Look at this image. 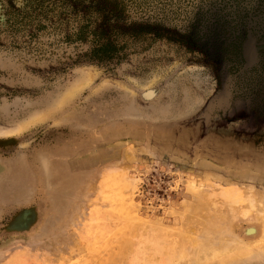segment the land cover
<instances>
[{"label":"rangeland","instance_id":"obj_1","mask_svg":"<svg viewBox=\"0 0 264 264\" xmlns=\"http://www.w3.org/2000/svg\"><path fill=\"white\" fill-rule=\"evenodd\" d=\"M263 235L264 0H0V264H264Z\"/></svg>","mask_w":264,"mask_h":264},{"label":"bare ground","instance_id":"obj_2","mask_svg":"<svg viewBox=\"0 0 264 264\" xmlns=\"http://www.w3.org/2000/svg\"><path fill=\"white\" fill-rule=\"evenodd\" d=\"M245 229H248V228H245ZM244 233H246V235L248 237L249 236H252V235H256L258 233V228L257 227H255V228H252L251 227V229L245 230ZM262 243H264V235H263L262 239L260 240V244H262ZM211 250L212 249H210V251ZM231 250H234V249H232L231 247H225V248L223 247L222 249H216V250H214L213 253H212V255H209L207 253L206 256H205L206 257V263L209 264L211 261L213 262L214 260H222V259L225 261V259L228 258L229 254L231 255V253H230Z\"/></svg>","mask_w":264,"mask_h":264}]
</instances>
